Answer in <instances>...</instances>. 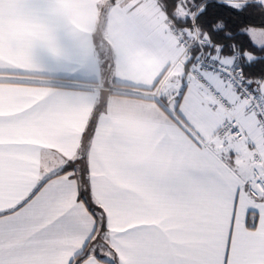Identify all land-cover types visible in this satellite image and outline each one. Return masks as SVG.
<instances>
[{
  "label": "snow or ice",
  "instance_id": "obj_1",
  "mask_svg": "<svg viewBox=\"0 0 264 264\" xmlns=\"http://www.w3.org/2000/svg\"><path fill=\"white\" fill-rule=\"evenodd\" d=\"M0 264H264V0H0Z\"/></svg>",
  "mask_w": 264,
  "mask_h": 264
}]
</instances>
